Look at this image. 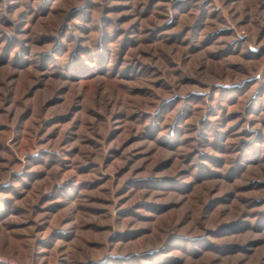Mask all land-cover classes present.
<instances>
[{
	"label": "rangeland",
	"instance_id": "rangeland-1",
	"mask_svg": "<svg viewBox=\"0 0 264 264\" xmlns=\"http://www.w3.org/2000/svg\"><path fill=\"white\" fill-rule=\"evenodd\" d=\"M0 264H264V0H0Z\"/></svg>",
	"mask_w": 264,
	"mask_h": 264
}]
</instances>
